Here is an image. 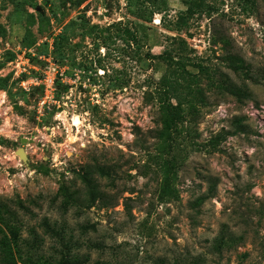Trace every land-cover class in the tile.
<instances>
[{
  "label": "rangeland",
  "instance_id": "rangeland-1",
  "mask_svg": "<svg viewBox=\"0 0 264 264\" xmlns=\"http://www.w3.org/2000/svg\"><path fill=\"white\" fill-rule=\"evenodd\" d=\"M163 53L194 82L161 149ZM259 108L264 0H0V253L264 264Z\"/></svg>",
  "mask_w": 264,
  "mask_h": 264
},
{
  "label": "trees",
  "instance_id": "trees-1",
  "mask_svg": "<svg viewBox=\"0 0 264 264\" xmlns=\"http://www.w3.org/2000/svg\"><path fill=\"white\" fill-rule=\"evenodd\" d=\"M133 41H136L135 37L132 38ZM154 60H158L162 62L165 66H167V70L165 74L161 77L159 81V88L157 89V96H158V103L160 106V111L162 113L163 119H162V125L163 130L161 133V149H164L167 140L170 139L171 132L173 129L177 128L179 119L177 118V115L175 113L176 108L181 105V97H180V90H189L190 85L194 82V80L191 81V77H184V75L188 76V73H186L184 70V66L181 65V63L174 64L172 62V59L169 58L167 53H163L162 55L158 57H154ZM187 81L188 85L187 87H182V82ZM192 94L191 92L188 93ZM172 100H176L178 105L177 107H173ZM189 103V102H188ZM192 107H190L191 109ZM215 145V144H214ZM98 172L101 176L107 177L109 173H106L103 169H98ZM109 177V176H108ZM82 182L85 184L86 193L89 197L88 200H86L87 203H89L88 208L94 203L96 196L98 195V189L97 184L93 180V178L90 176V174L86 173L82 177ZM47 226V225H45ZM0 264H13V257L11 255H6L5 252L0 253ZM66 264H81L77 262H69L66 261Z\"/></svg>",
  "mask_w": 264,
  "mask_h": 264
},
{
  "label": "built area",
  "instance_id": "built-area-1",
  "mask_svg": "<svg viewBox=\"0 0 264 264\" xmlns=\"http://www.w3.org/2000/svg\"><path fill=\"white\" fill-rule=\"evenodd\" d=\"M54 80H55L54 75L51 74V73H48L45 76L43 85H44V88H45L46 95L53 91V89H54ZM249 110L257 112L255 109H249ZM259 110L262 111V112L264 111V109H261V108H259Z\"/></svg>",
  "mask_w": 264,
  "mask_h": 264
},
{
  "label": "bare ground",
  "instance_id": "bare-ground-1",
  "mask_svg": "<svg viewBox=\"0 0 264 264\" xmlns=\"http://www.w3.org/2000/svg\"><path fill=\"white\" fill-rule=\"evenodd\" d=\"M74 124H75V125H77V124H78V121H77V120H75V121H74Z\"/></svg>",
  "mask_w": 264,
  "mask_h": 264
},
{
  "label": "water",
  "instance_id": "water-1",
  "mask_svg": "<svg viewBox=\"0 0 264 264\" xmlns=\"http://www.w3.org/2000/svg\"><path fill=\"white\" fill-rule=\"evenodd\" d=\"M26 142V140H23L22 143L24 144Z\"/></svg>",
  "mask_w": 264,
  "mask_h": 264
}]
</instances>
